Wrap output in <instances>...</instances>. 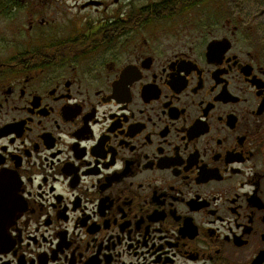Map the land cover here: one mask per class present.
<instances>
[{
	"label": "flooded vegetation",
	"instance_id": "af4514ba",
	"mask_svg": "<svg viewBox=\"0 0 264 264\" xmlns=\"http://www.w3.org/2000/svg\"><path fill=\"white\" fill-rule=\"evenodd\" d=\"M251 16L0 0V264H264Z\"/></svg>",
	"mask_w": 264,
	"mask_h": 264
},
{
	"label": "rangeland",
	"instance_id": "374dc122",
	"mask_svg": "<svg viewBox=\"0 0 264 264\" xmlns=\"http://www.w3.org/2000/svg\"><path fill=\"white\" fill-rule=\"evenodd\" d=\"M236 6L241 9H249L252 13V21L264 35V0H234ZM263 11V12H262ZM262 12V13H261ZM260 14H263L259 16ZM250 22V23H251Z\"/></svg>",
	"mask_w": 264,
	"mask_h": 264
}]
</instances>
